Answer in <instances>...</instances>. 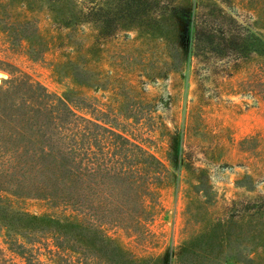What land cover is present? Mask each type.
<instances>
[{
    "label": "trees",
    "instance_id": "obj_1",
    "mask_svg": "<svg viewBox=\"0 0 264 264\" xmlns=\"http://www.w3.org/2000/svg\"><path fill=\"white\" fill-rule=\"evenodd\" d=\"M244 1L0 0V9L14 2L22 10L21 20L5 14L3 29L18 33L27 59L44 58L39 46L53 36L50 45L63 43L80 88L59 95L18 69L0 82V264H224L214 241L140 255L120 240L123 231L149 234L171 174L136 132L147 129L146 116L134 115L132 130L110 120L82 90L95 86L78 65L91 62L98 27L107 36L128 24L162 46L164 75L187 65L198 82L245 73L251 79L237 93L264 100V33ZM86 30L93 38L79 50ZM228 219L219 242L248 237L252 245L247 240L226 264H264V195Z\"/></svg>",
    "mask_w": 264,
    "mask_h": 264
},
{
    "label": "rangeland",
    "instance_id": "obj_2",
    "mask_svg": "<svg viewBox=\"0 0 264 264\" xmlns=\"http://www.w3.org/2000/svg\"><path fill=\"white\" fill-rule=\"evenodd\" d=\"M244 2L264 33V0ZM39 8L47 5L41 3ZM21 12L14 2L0 9V82L18 69L59 95L80 90L61 41L50 45L51 36L48 47L39 46L44 58L32 62L23 53L27 47L18 33L3 29L4 20H9L5 14L21 20ZM108 31L105 36L107 31L98 27L97 41L89 47L91 62L77 64L91 71L86 73L95 86L82 90L95 96L108 118L127 130L133 128L134 115L146 116L147 129L136 132L171 174L162 189L163 209L151 221L149 234L123 231L120 240L140 255L168 254L180 242L199 248L209 240L218 244L220 260L230 262L228 255L247 240L251 246L252 239L220 243V229L232 226L228 218L234 208L264 195V100H255L247 91L237 93L236 85L251 79L245 73L232 79L214 73L198 82L187 65L182 74L164 75L163 48L154 37L128 24ZM81 37L79 50L93 34L86 30ZM253 224L240 222L244 228Z\"/></svg>",
    "mask_w": 264,
    "mask_h": 264
}]
</instances>
